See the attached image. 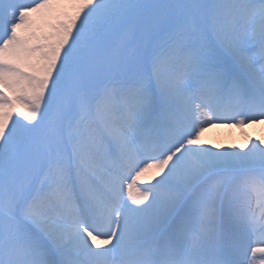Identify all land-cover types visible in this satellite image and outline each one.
I'll return each mask as SVG.
<instances>
[{"label": "snow or ice", "instance_id": "6c2138e0", "mask_svg": "<svg viewBox=\"0 0 264 264\" xmlns=\"http://www.w3.org/2000/svg\"><path fill=\"white\" fill-rule=\"evenodd\" d=\"M214 122H264V0H0V264H264Z\"/></svg>", "mask_w": 264, "mask_h": 264}, {"label": "bare ground", "instance_id": "6f19581e", "mask_svg": "<svg viewBox=\"0 0 264 264\" xmlns=\"http://www.w3.org/2000/svg\"><path fill=\"white\" fill-rule=\"evenodd\" d=\"M222 128H219V125L211 124L208 127V134L207 137L209 139H215L217 140L223 137V139L227 140L229 135L233 132L234 127L226 126L223 128V125H221ZM235 129V128H234ZM254 132L257 136H260L261 138H264V125L263 124H254L251 128H248L247 130H250ZM238 130V129H236ZM246 130V131H247ZM237 133V132H236ZM243 136V135H240ZM245 141V140H244ZM243 142V141H241ZM231 146L230 144L227 145V147ZM145 176H142L141 178H144Z\"/></svg>", "mask_w": 264, "mask_h": 264}, {"label": "rangeland", "instance_id": "374dc122", "mask_svg": "<svg viewBox=\"0 0 264 264\" xmlns=\"http://www.w3.org/2000/svg\"><path fill=\"white\" fill-rule=\"evenodd\" d=\"M209 125H206L205 128H204V132H205V135L202 137V141H204L207 145H210V146H215V145H221V146H224V147H227L228 144H230L231 146H238L239 143H234V141H231L228 137L227 140L223 139V138H220L217 140H215L214 138L212 139H209L207 137V128H208Z\"/></svg>", "mask_w": 264, "mask_h": 264}]
</instances>
